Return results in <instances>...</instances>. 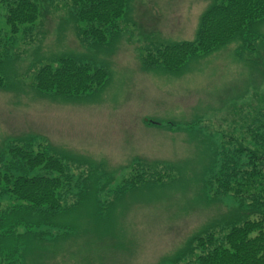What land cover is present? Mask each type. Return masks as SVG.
<instances>
[{
    "label": "rangeland",
    "instance_id": "rangeland-1",
    "mask_svg": "<svg viewBox=\"0 0 264 264\" xmlns=\"http://www.w3.org/2000/svg\"><path fill=\"white\" fill-rule=\"evenodd\" d=\"M19 1L0 0L10 43L0 173L24 165L12 151H30L42 164L29 177L53 180L44 189L57 190L59 207L14 211L29 201L5 195L0 219L9 226L26 215L49 225L19 226L10 239L0 230V264H199L198 236L222 238L236 210L255 218L249 199L224 191L221 171L234 160L247 166L243 151L264 132L261 43L257 55L233 40L169 66L162 57L197 38L214 0H127L126 15L97 42L82 36L73 0H25L17 12ZM71 55L104 69L105 82L79 95L41 89L42 68ZM97 121L105 130L96 134Z\"/></svg>",
    "mask_w": 264,
    "mask_h": 264
},
{
    "label": "trees",
    "instance_id": "trees-1",
    "mask_svg": "<svg viewBox=\"0 0 264 264\" xmlns=\"http://www.w3.org/2000/svg\"><path fill=\"white\" fill-rule=\"evenodd\" d=\"M127 2V0H73L76 6V19L86 24L82 28V36L92 38L94 42L104 41L103 31L112 23L113 26L118 25L119 20L128 11ZM27 7L28 2L20 0L17 12ZM17 12H11L12 19H9V22ZM33 19L29 18L27 21L31 22ZM262 23H264V0H214L202 15L197 38L191 42H178L168 49L165 58L162 59L169 66H174L189 55L207 53L229 41L238 40L241 45L240 50L245 48L244 50H250L251 53H256L255 44L258 42L260 46L261 43L262 47H258L257 50L264 60V36L258 32ZM9 45L10 43L3 40L0 30V85L4 83V63L10 59L7 50ZM106 79L104 69L97 67L93 70L87 64L81 65L77 57L71 55L63 57L59 61V66L53 70L48 65L42 68L37 75V85L41 89L79 95L89 92L95 86H101ZM250 150L243 151L248 153L247 166L237 168V161L234 160L233 164L229 163L233 165L231 169L228 168L227 163H224L221 173L225 175L226 181L222 184V188L225 189L224 191L233 192L236 198L245 201L249 199L251 215L255 218L243 220L241 212L243 209L236 210L235 215L239 212L241 215L234 216L222 238L216 237L212 232L198 236V242L203 250L198 259L199 264H264V132L252 134ZM12 152L13 159L19 157L27 163L20 168L12 166L9 170L10 176L8 173L4 175L0 173V203L5 195L10 197L12 195L16 199L29 201V205L14 204V211L17 207H22L19 212L33 211L45 205L49 211L57 210L59 207L56 204L57 190L44 189L53 187V180L28 175L42 164L39 158L30 156V151ZM27 167L31 169H25ZM25 207H27L26 211L23 209ZM5 219V217L0 219V230L7 231L9 228L10 233L12 232L7 237L9 239L14 237L13 231L19 226L30 231L34 227L49 225L45 220L27 219V215L17 218L10 226L9 223H5Z\"/></svg>",
    "mask_w": 264,
    "mask_h": 264
},
{
    "label": "crops",
    "instance_id": "crops-1",
    "mask_svg": "<svg viewBox=\"0 0 264 264\" xmlns=\"http://www.w3.org/2000/svg\"><path fill=\"white\" fill-rule=\"evenodd\" d=\"M99 124H102L101 121H97V123H96V128L91 127V128H90V131L92 130L93 132H95V133L97 134V130H99V131H100V129L105 130V128L101 127ZM158 124H159V123H158ZM94 129H95V130H94Z\"/></svg>",
    "mask_w": 264,
    "mask_h": 264
}]
</instances>
